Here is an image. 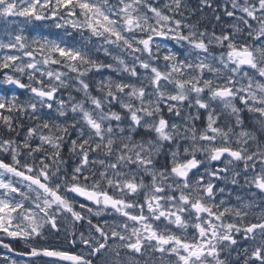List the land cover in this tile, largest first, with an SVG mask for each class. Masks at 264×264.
I'll return each instance as SVG.
<instances>
[{
  "label": "snow or ice",
  "instance_id": "obj_1",
  "mask_svg": "<svg viewBox=\"0 0 264 264\" xmlns=\"http://www.w3.org/2000/svg\"><path fill=\"white\" fill-rule=\"evenodd\" d=\"M182 4L0 0V18L51 20L66 35L69 28L79 35L67 43L5 26L0 38L8 53L0 57L4 83L30 93L23 101L0 96V233L39 239L46 225L58 231L57 218L67 214L88 226V235H79L87 252L31 247L28 256L57 264H139L132 258L139 256L150 264L159 253L174 256V264H264V0H225L223 12L234 23L219 34L185 23ZM157 38L181 49L165 47L163 65ZM101 52L126 76L93 81L90 73L114 68L98 59ZM72 90L79 99H58ZM54 106L55 118L45 112ZM185 106L198 114L185 116ZM201 109L206 126L197 128ZM165 110L182 123L166 119ZM225 114L234 121L220 127ZM22 118L32 126L17 139ZM225 157L222 168L205 167ZM218 181L247 195H237L235 205L216 203L225 191ZM79 197L92 207L81 203L76 211ZM109 211L118 214L112 223H92ZM239 235L251 242L242 252ZM0 246L11 250L2 239Z\"/></svg>",
  "mask_w": 264,
  "mask_h": 264
},
{
  "label": "flooded vegetation",
  "instance_id": "obj_2",
  "mask_svg": "<svg viewBox=\"0 0 264 264\" xmlns=\"http://www.w3.org/2000/svg\"><path fill=\"white\" fill-rule=\"evenodd\" d=\"M210 3H212L211 8L203 7L202 0H183L182 4V13L186 16V19L188 23H199V26L201 30L207 29L209 32L213 29H215L216 33H220L221 30V24L225 23L226 25H230L231 19L226 17V15L223 12V6L225 3V0H209ZM159 5L162 7L164 4L171 3V0H158ZM219 8V11H216V9ZM219 15L221 19L219 21H216L215 16ZM70 33V32H69ZM62 35H65L66 40L68 43H73L74 41L78 40V34L76 35H66L63 33ZM102 60V59H101ZM1 80L3 75L0 74ZM25 82L28 83L27 79H24ZM7 114V113H5ZM25 122V118L22 120ZM19 122V121H18ZM25 126V125H24ZM17 129L18 136H16L17 139H22L24 135L26 134V131ZM4 133V129L0 128V135ZM167 148L165 149V152H167ZM64 158L67 160L69 157V153L67 148L64 149L63 152ZM160 165H163L166 163L165 157L162 154L160 156ZM198 159H204V156L198 155ZM227 157L224 158L222 162H211L214 168L217 167H223L225 160ZM75 158H72V161H74ZM70 161L69 162V168L72 166H75L74 163ZM171 157H167V162L170 163ZM159 167V165H158ZM202 169V168H201ZM200 169V170H201ZM146 183L148 180L146 179ZM218 198H220V195H217L216 203H219ZM76 204V211H80L79 205L81 203H87L89 207H92L90 202H86L83 197H79L77 200L74 201ZM231 203V202H230ZM229 203V204H230ZM226 206V205H225ZM93 211L95 212L96 209L93 208ZM118 214H115L111 211L102 213L100 217H91L92 223H103L105 220H107L109 223H112L114 220V217H117ZM57 229H52L50 225H46L43 229V235L39 238H33L31 241H26L23 238H12L7 237L3 233H0V239L3 240L5 244L11 245V250L8 248H4L3 246H0V264H6L10 260H16L17 262L21 263H27V264H57L55 259H50L46 257H30L27 255V253L30 251L31 247H48L53 250H63V251H70L74 254H79L80 252H87L88 249H86L82 244L79 243V235L81 232L85 234V236L88 235V226H87V220L84 222H77L73 224L70 214L61 216L57 218ZM75 233V235H73ZM75 239L77 243L75 245H72L71 241ZM237 239V245L240 244H249L250 241H246L242 235H239L236 237ZM159 254V253H158ZM122 258H129L132 256L131 253L121 252L120 253ZM160 256V254L158 255ZM162 257V256H161ZM157 257V260L152 259L150 261V264H158L163 259ZM169 257V255H168ZM133 259L139 261V264H145L144 259H142L139 256H132ZM153 261L155 263H153ZM164 262H167V260H164ZM59 264H68V262H59Z\"/></svg>",
  "mask_w": 264,
  "mask_h": 264
},
{
  "label": "rangeland",
  "instance_id": "obj_3",
  "mask_svg": "<svg viewBox=\"0 0 264 264\" xmlns=\"http://www.w3.org/2000/svg\"><path fill=\"white\" fill-rule=\"evenodd\" d=\"M183 16L185 17L184 22L188 23L186 16L185 15H183ZM176 18H180V17L177 16ZM231 22H234V21L231 19ZM219 23H220V21H219ZM231 24L232 23H230V25ZM5 26H7V28L9 30L14 29L17 32L23 30V34L28 36L29 38H35V37H41L42 36V37H48L49 39H64L67 43H68V41H70V40H66L65 35H62L63 33H65V30L62 28L57 29L51 20H42V21H38L35 19L25 20V18H23V17H12V18H8V19L0 18V38H3L5 35V31H4ZM226 27H228V25H226ZM221 28H225V23L221 24ZM68 32H70L71 35H76L75 30H73L71 28L68 29ZM78 38H79V35H78ZM157 42L161 43V52H160V57H161L160 64L161 65H163V63H164L162 57L165 54V51H164L165 47L172 48L173 51H177V52L181 51L180 47L178 45H176L175 42H173V41L161 40V38H157ZM101 53L103 54V52H101ZM5 54H8L6 50H0V57H3ZM101 61H103L105 64H108V63L114 64L113 60L111 58L105 57L104 54L102 55ZM115 68H116V66L114 64L113 69H102L98 73H90L89 76L95 82H99L100 80L105 79L109 76L113 77L114 79H117V78L122 77V76H126L125 73L115 71ZM24 79H27V78L24 77L23 80ZM0 84H1L0 88H3V85H6V83H4L3 80L1 81ZM92 87L93 88L96 87V83H93ZM93 94H95V92ZM13 95L17 96L19 100L23 101V100H26L29 98L30 93H28V92H26L25 94H20L18 92L0 93V96H3L5 99H10ZM69 95L76 96L77 99H79L82 94H77L74 90H72L71 92H61L58 99L60 97L67 99V97ZM213 107L217 108L218 110L222 109V106L218 105V104H213ZM115 110H119L118 107ZM183 111H184L185 116L189 115V111H190V114L192 116H196L198 114V110L196 108H192L191 110H189L187 108V106L184 107ZM45 112L48 115L52 116L53 118H55V116L57 115V113L55 111V106L51 110V112H48V110H45ZM199 115H200V119L196 120L195 124H196L197 128H203L204 126H206L207 113L201 109V110H199ZM242 117H243L244 123L246 125H248L249 127L254 122L251 114H248L245 112L242 114ZM165 118L169 119L170 122H172V123H182L181 118L167 113L166 110H165ZM229 119H232L234 121V117H230V114L223 115L221 120L219 121V126L224 127V124L227 123L229 121ZM56 122L57 123H63L64 121H63V118H61L60 120H58ZM29 126H32L31 122H29L25 118V126H24L23 131H26L27 127H29ZM236 131H239V129H236ZM70 135L72 138H75V136H76V134L74 132H70ZM201 156H203V155L201 154ZM226 160H225V162H226ZM72 167H74V166H72ZM205 167L214 168L211 162L206 163ZM69 169H71V168H69ZM200 172L203 173L204 168H202L200 170ZM216 183L218 184V187L225 188V191L222 195L218 194V195H220V198H218V201H220V200L226 201V204H225L226 206L235 205L237 195H247L246 193H243L239 189L235 188V186H232L230 184V181H218ZM226 184H227V187L225 186ZM187 233L189 236H191L193 234V229L191 227H189L187 229ZM177 234H180V233H177ZM246 247H251V243L242 244V245L239 244L236 248L238 251L242 252L243 249ZM158 255L159 254L156 253L155 256L152 257V259L157 260V257H159V258L161 257V255L160 256H158ZM161 258L163 260L161 262H159L158 264H174L175 259H176L174 256L168 257V254H165ZM233 258L234 259L236 258L235 253H233ZM12 260L8 261L6 264H11ZM164 260H167V262H164ZM153 263H155V262L153 261ZM18 264H27V263L18 262ZM241 264H243L242 260H241Z\"/></svg>",
  "mask_w": 264,
  "mask_h": 264
},
{
  "label": "water",
  "instance_id": "obj_4",
  "mask_svg": "<svg viewBox=\"0 0 264 264\" xmlns=\"http://www.w3.org/2000/svg\"><path fill=\"white\" fill-rule=\"evenodd\" d=\"M8 86L11 87V88H14V89H19L15 85L8 84ZM19 90L22 91V92H25V90H23V89H19ZM51 259H56V258H51Z\"/></svg>",
  "mask_w": 264,
  "mask_h": 264
},
{
  "label": "trees",
  "instance_id": "obj_5",
  "mask_svg": "<svg viewBox=\"0 0 264 264\" xmlns=\"http://www.w3.org/2000/svg\"><path fill=\"white\" fill-rule=\"evenodd\" d=\"M3 70H0V73L2 72ZM4 90H0V92H3ZM22 120H23V118H22ZM19 121L18 123H22L23 125H25V122H23V121ZM19 130H22V128H19Z\"/></svg>",
  "mask_w": 264,
  "mask_h": 264
}]
</instances>
